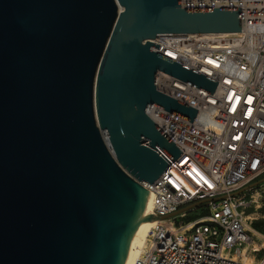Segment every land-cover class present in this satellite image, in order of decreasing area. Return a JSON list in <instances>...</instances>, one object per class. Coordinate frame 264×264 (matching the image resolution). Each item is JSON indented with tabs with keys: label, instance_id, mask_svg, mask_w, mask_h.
<instances>
[{
	"label": "water",
	"instance_id": "obj_1",
	"mask_svg": "<svg viewBox=\"0 0 264 264\" xmlns=\"http://www.w3.org/2000/svg\"><path fill=\"white\" fill-rule=\"evenodd\" d=\"M237 32L241 8L0 0V264H125L148 202L142 183L171 165L157 148L182 153L146 110L190 122L198 112L158 92L157 72L211 94L218 84L151 41Z\"/></svg>",
	"mask_w": 264,
	"mask_h": 264
},
{
	"label": "built area",
	"instance_id": "obj_2",
	"mask_svg": "<svg viewBox=\"0 0 264 264\" xmlns=\"http://www.w3.org/2000/svg\"><path fill=\"white\" fill-rule=\"evenodd\" d=\"M180 3L183 9L241 8V32L151 41L160 45L151 51L218 84L211 94L156 74L158 92L198 112L190 122L155 105L146 110L182 153L173 161L158 147L171 165L154 183H142L159 223L135 264H264V234L249 216L264 200V187L255 183L264 177V0ZM198 209L203 213L191 217Z\"/></svg>",
	"mask_w": 264,
	"mask_h": 264
},
{
	"label": "bare ground",
	"instance_id": "obj_3",
	"mask_svg": "<svg viewBox=\"0 0 264 264\" xmlns=\"http://www.w3.org/2000/svg\"><path fill=\"white\" fill-rule=\"evenodd\" d=\"M207 36L208 35L201 34V35H198L197 37H207ZM230 37H231V34H222V35L216 36L215 38H230ZM151 206L152 205H151L150 195H148V202L146 204L144 217L140 221L134 233V236L130 244L129 254H128L125 264H135L136 263V260L138 256L140 255L141 250L146 245L147 237H148L150 230L159 223L158 219H152V220L147 219L148 216L152 215ZM247 260L251 261L250 258H248Z\"/></svg>",
	"mask_w": 264,
	"mask_h": 264
},
{
	"label": "rangeland",
	"instance_id": "obj_4",
	"mask_svg": "<svg viewBox=\"0 0 264 264\" xmlns=\"http://www.w3.org/2000/svg\"><path fill=\"white\" fill-rule=\"evenodd\" d=\"M255 183L258 187H264V177L257 180ZM259 189V188H258ZM260 207L254 208L250 213L249 216L252 220L253 224H261V231H258L262 234H264V200L260 202ZM203 213V209H198L196 213L191 214V217H194L196 215H200Z\"/></svg>",
	"mask_w": 264,
	"mask_h": 264
},
{
	"label": "trees",
	"instance_id": "obj_5",
	"mask_svg": "<svg viewBox=\"0 0 264 264\" xmlns=\"http://www.w3.org/2000/svg\"><path fill=\"white\" fill-rule=\"evenodd\" d=\"M253 228H254L256 231H261V224H253Z\"/></svg>",
	"mask_w": 264,
	"mask_h": 264
}]
</instances>
